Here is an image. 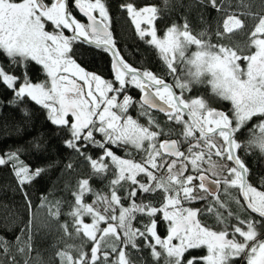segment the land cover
<instances>
[{
  "label": "snow or ice",
  "instance_id": "obj_1",
  "mask_svg": "<svg viewBox=\"0 0 264 264\" xmlns=\"http://www.w3.org/2000/svg\"><path fill=\"white\" fill-rule=\"evenodd\" d=\"M162 3L121 0L118 7L159 50L172 82L125 61L110 30L109 0H0V86L16 102L46 110L64 131L65 147L90 168L70 189L71 200L43 198L52 219L68 218L60 222L64 234L81 238L56 251L59 264H264V177L253 178L245 162L249 147L264 154V0L256 11L241 0L248 9L241 14L229 13L224 0H198L223 14L218 40L246 30L243 48L212 43L207 30L194 33L187 17L158 35L168 0ZM77 45L110 53L114 79L82 67ZM33 63L42 81L33 80ZM200 84L230 107L218 110L198 92L189 95ZM131 89L142 99L134 100ZM137 105L144 123L130 114ZM153 110L175 127L166 131ZM20 151H0V167H10L30 207L25 189L46 169L30 168ZM157 192L158 205L145 202V194ZM198 201L204 206H190ZM27 228L14 242L0 236V264H21L18 256L31 264V217Z\"/></svg>",
  "mask_w": 264,
  "mask_h": 264
},
{
  "label": "trees",
  "instance_id": "obj_2",
  "mask_svg": "<svg viewBox=\"0 0 264 264\" xmlns=\"http://www.w3.org/2000/svg\"><path fill=\"white\" fill-rule=\"evenodd\" d=\"M139 2L163 7L162 0H139ZM109 3L112 17L110 30L125 61L137 69L151 70L172 82V78L167 76V69L159 50L139 37L130 17L118 7L121 0H109ZM224 3L227 5L229 13L241 14L248 10L243 6L241 0H224ZM244 4L253 5L252 10L256 11L258 9L255 5H259L260 0H244ZM163 15V22L158 23V35L166 26L173 22L181 23V18L187 17L194 33L207 30L212 43H227L230 46L243 48L248 41L246 30L238 31L230 37L218 40L214 33L218 21L223 19V14L218 13L215 9L199 5L198 0H168ZM241 18L246 19L249 25L252 23L246 17L242 16ZM75 50H77L75 59L86 70L105 79L113 77L110 63L112 59L109 53H105L103 50L98 51V49L87 45H77ZM181 75H183L182 72ZM31 76L34 81H42L44 74L41 72V66L33 63ZM137 92V90H133L134 100L139 99L140 94ZM197 92L208 98L212 106L218 110H227L230 107L229 102L222 101L211 93L210 85H196L189 95H196ZM137 108L138 105L129 109L134 118L138 117ZM152 114L162 123L166 131L168 127H175L166 121L164 115L154 112ZM64 138V131L47 119L46 110L32 101L28 103L16 102L12 93L0 86V151L19 148L21 150L20 159L26 165L32 169H46L40 178H37L25 189L28 192V199L31 201L29 207L25 203V197L18 187V181L14 177L13 171L8 166L0 167V236L14 242L16 236L21 234L22 229L27 234V225L31 217V257L33 258L31 264H59L55 255L59 248L66 244H81V238L66 236L60 227V222L68 220L67 217L61 215L60 222H57L48 215L47 209L42 206L45 195L50 201L55 199L71 200L70 189L78 179L86 177L90 172L89 165L83 162V159L73 153L71 149L65 147ZM172 138L175 139L176 136L173 135ZM113 150L118 155L124 156L122 151L115 148ZM90 151L93 156L98 154L95 149H90ZM247 152L245 162L251 170L252 177H264V154L256 147H249ZM69 163L73 165L75 171L66 169L65 166ZM92 183L98 189L104 187L100 180H93ZM145 196V202L151 200L154 204L160 203L161 194L159 192L151 196L145 194ZM88 199L90 201L91 198ZM221 199H226L223 188ZM190 206L203 207L204 202ZM231 207L236 209L234 204ZM138 219L140 218L138 217ZM206 219L209 226L215 224V218L210 214ZM144 222H147V217L144 218ZM69 231H71V225H69ZM158 233L162 237L166 235V228L162 223L158 224ZM21 238H26V235ZM205 253L206 250H201V254ZM144 255L146 259H149L147 251L144 252ZM17 259L23 264L21 257L18 256ZM149 264H151L150 259Z\"/></svg>",
  "mask_w": 264,
  "mask_h": 264
},
{
  "label": "flooded vegetation",
  "instance_id": "obj_3",
  "mask_svg": "<svg viewBox=\"0 0 264 264\" xmlns=\"http://www.w3.org/2000/svg\"><path fill=\"white\" fill-rule=\"evenodd\" d=\"M66 34H69L70 35V33H66ZM87 46H89V45H87ZM89 47H91V46H89ZM92 48H95V47H92ZM97 49V48H96ZM99 50H102V49H98V51ZM109 55L111 56V54L109 53ZM111 63V68H112V62H110ZM88 71V70H87ZM88 72H90V71H88ZM91 73H93V72H91ZM112 73V75H113V77L112 78H108L107 80H112V79H114V72L112 71L111 72ZM102 77V76H101ZM103 78V77H102ZM105 79V78H104ZM133 90L134 89H131L130 90V92H129V94L133 97L134 96V94H133ZM138 91V90H137ZM137 93H139L140 94V96H139V99H141V97H142V93H140L139 91L137 92ZM138 99V100H139ZM225 102H227V101H225ZM230 103V102H229ZM159 114V113H158ZM222 188H223V185H221V191H222Z\"/></svg>",
  "mask_w": 264,
  "mask_h": 264
},
{
  "label": "rangeland",
  "instance_id": "obj_4",
  "mask_svg": "<svg viewBox=\"0 0 264 264\" xmlns=\"http://www.w3.org/2000/svg\"><path fill=\"white\" fill-rule=\"evenodd\" d=\"M142 27H143V25H142ZM210 87H211V86H210ZM227 102H228V101H227ZM137 118L139 119V121H140L141 123H144V122H145V119H144L143 117H139V116H138ZM257 149H258V148H257ZM214 159H217V162H218V163H223V161H219L218 158H214ZM198 202L201 203V202H203V201H198ZM198 202H197V203H198Z\"/></svg>",
  "mask_w": 264,
  "mask_h": 264
},
{
  "label": "water",
  "instance_id": "obj_5",
  "mask_svg": "<svg viewBox=\"0 0 264 264\" xmlns=\"http://www.w3.org/2000/svg\"><path fill=\"white\" fill-rule=\"evenodd\" d=\"M81 16H82V14H81ZM83 19L86 20V18H83ZM89 23H90V22H89ZM89 46L94 47V46H92V45H89ZM141 99H142V97H141ZM153 112H154V113H159L157 110H153ZM159 114L163 115L162 113H159Z\"/></svg>",
  "mask_w": 264,
  "mask_h": 264
}]
</instances>
